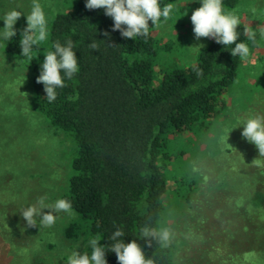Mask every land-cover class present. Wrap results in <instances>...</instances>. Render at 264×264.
Returning <instances> with one entry per match:
<instances>
[{"label":"trees","instance_id":"1","mask_svg":"<svg viewBox=\"0 0 264 264\" xmlns=\"http://www.w3.org/2000/svg\"><path fill=\"white\" fill-rule=\"evenodd\" d=\"M68 1L70 10L45 11L49 37L34 49L30 63L20 57L26 21L15 26L16 35L2 47L28 71L26 117L63 133L74 146L69 176L58 196L70 200L76 212L64 236L102 235L99 244L108 245L107 236L119 227L126 233L125 243L136 240L153 264H174L171 244L164 248L153 241L147 246L137 236L139 227H167L170 204L177 199L188 202L197 189L201 178L193 159L206 158L215 136L226 130L220 119L233 116L225 95L237 79L241 59L211 39L194 64L179 65L168 55L172 42L162 44L151 21L147 38L125 39L113 31V20L103 9H87L85 0ZM223 3L228 11L237 1ZM179 11L174 12L176 18ZM92 38L98 49L88 48ZM65 39L73 41L79 72L49 103L36 78L52 41ZM105 256L107 264H118L114 252Z\"/></svg>","mask_w":264,"mask_h":264},{"label":"rangeland","instance_id":"2","mask_svg":"<svg viewBox=\"0 0 264 264\" xmlns=\"http://www.w3.org/2000/svg\"><path fill=\"white\" fill-rule=\"evenodd\" d=\"M236 1L228 11L239 13L243 26L249 23L255 28L260 21L248 16V9L256 6L264 12V0ZM31 3L32 0H0V15L11 8L27 13ZM40 3L47 14L72 9L68 0ZM199 7L197 0H176L174 9L180 8V14L176 18L174 13L166 25L155 28L162 44L172 42L168 55L179 65L191 60L188 47L211 41L206 37L197 41L194 37L190 17ZM25 21L22 13L14 27ZM2 47L0 264H65L77 244L79 253L85 251L83 234L69 239L64 236L63 231L73 218L61 216L53 228L39 231L38 226L27 225L20 211L41 196L49 202L58 198L69 176L74 146L63 133L46 128L35 117H26L23 93L28 71L6 56ZM250 51L249 61L241 60L237 79L225 95L234 112L228 121L226 117L220 119L226 122V130L215 136V144L205 159H193L201 182L188 202L177 199L166 210L172 215H167L164 224L174 233L170 243L174 264H264V174L260 171L264 167L256 170L253 161L259 157L258 149L241 136L242 126L231 130L237 116L250 112L264 116V39L258 40ZM226 148L230 153H223Z\"/></svg>","mask_w":264,"mask_h":264},{"label":"clouds","instance_id":"3","mask_svg":"<svg viewBox=\"0 0 264 264\" xmlns=\"http://www.w3.org/2000/svg\"><path fill=\"white\" fill-rule=\"evenodd\" d=\"M197 2L200 7L195 9L190 17L195 39L197 41L201 37L214 39L233 57H239L245 62L249 61L251 48L257 46L258 40L264 39V12L258 11L256 6H250L247 15L256 17L257 19L254 20L260 23L255 28L249 23L244 24L242 30L238 31L242 16L234 11H226L223 0H197ZM85 7L90 10L103 9L104 14L113 20V31L119 30L123 38L133 40L148 37L149 21L152 28L159 29L172 19L175 12L172 3L161 5L160 0H85ZM22 13L26 17V27L22 30L19 41L20 57L27 59L30 63L34 49L49 37L46 14L40 0H32L27 13L18 8H11L0 15V20L3 21V27H0V45H7V42L16 35L17 30L14 25ZM104 35L107 36L109 33ZM241 36L244 39H239ZM97 42L95 38H92V42L87 44L88 48L98 49ZM202 47L203 44L188 47L191 54L189 63H195ZM193 70L200 75L199 69ZM78 72V57L73 41L71 39H65L63 42L54 40L51 50L44 54L43 61L40 63L36 81L43 84L45 99L52 103L57 98L58 89H62L65 81L73 79ZM240 126H242L241 136L258 149L259 157L253 163L256 167H264V116L254 112L243 117L237 116L231 125V130ZM43 209L50 211L42 212ZM20 214L29 227L38 226L39 231L53 228L61 216L68 218L76 216L70 200L57 198L49 202L44 196L37 198L34 204L25 206ZM125 234L123 229L117 227L107 236V239L111 241L108 245L99 244L102 235L88 237L84 240L85 251L79 253L76 250L79 245L77 244L68 254L65 264H107L106 251L116 254L118 264H153L151 258H146L144 250L136 240L125 243L123 239ZM137 236L144 239L149 247L155 241L157 245L167 248L174 239V233L169 227L157 229L150 225L140 226Z\"/></svg>","mask_w":264,"mask_h":264}]
</instances>
